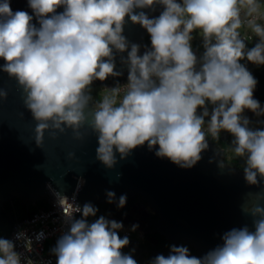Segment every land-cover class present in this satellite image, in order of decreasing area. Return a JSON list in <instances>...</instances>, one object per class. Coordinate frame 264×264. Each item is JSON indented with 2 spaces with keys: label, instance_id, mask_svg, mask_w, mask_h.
Here are the masks:
<instances>
[{
  "label": "clouds",
  "instance_id": "9594fccd",
  "mask_svg": "<svg viewBox=\"0 0 264 264\" xmlns=\"http://www.w3.org/2000/svg\"><path fill=\"white\" fill-rule=\"evenodd\" d=\"M157 3L163 11L156 18L134 11ZM28 7L33 15L13 13L9 0L0 3V60L2 70L26 93L38 146L46 131L71 128L80 138L79 129L87 121L97 136V159L105 167L114 166L117 153L123 158L147 143L149 149L157 148V157L191 168L208 148V134L219 140L226 132L233 137L234 157L244 160L246 183L264 179V128L249 127L242 115L245 110L264 115V108L254 99L257 80L240 63L264 65V24L259 22L264 20V0H28ZM60 7L63 11L57 13ZM125 17L150 37V50L143 55H138L139 45L129 50L122 35ZM242 28L257 38L250 49ZM194 31L203 42L199 59L191 46ZM113 50L128 52L127 84L104 89L111 95L99 96L86 116L93 81L120 75L114 71ZM121 88L126 91L117 100ZM114 196L107 193L109 203ZM57 198L69 228L51 250L56 264H137L122 252L130 241L118 235L121 222L100 216L89 223L98 209L91 204L74 207L59 194ZM125 203L122 195L117 206ZM249 211L254 231L230 230L222 245L203 257L173 245L169 255L159 254L150 264H264V207L254 205ZM74 213L81 218L74 219ZM15 239L31 249L24 232ZM0 264L34 262L22 258L13 240L0 238Z\"/></svg>",
  "mask_w": 264,
  "mask_h": 264
},
{
  "label": "water",
  "instance_id": "95a60500",
  "mask_svg": "<svg viewBox=\"0 0 264 264\" xmlns=\"http://www.w3.org/2000/svg\"><path fill=\"white\" fill-rule=\"evenodd\" d=\"M9 4L13 13L25 11L33 15L28 0H9ZM62 11L63 7L57 9V13ZM134 11L156 18L163 7L157 3ZM32 24L39 27L35 16ZM146 33L139 24L125 17L122 35L129 50L133 44L139 45L138 55L150 50L144 43ZM256 43L257 40L251 47ZM193 52L197 55L196 48ZM127 56V51L113 50L114 71L120 75L108 78L120 79L121 83L127 81ZM241 64L249 69L252 63L243 60ZM3 65L4 61L0 60V94H3L0 95V212L15 198L32 205L40 199L47 200L48 208L35 214L53 210L54 197L59 194L71 199L69 196L78 182L74 207L105 203L117 206L122 195L126 196V206L132 199L140 198L146 206H140L142 213L137 216V222L117 221L123 225L118 234L132 232V226L138 225L134 231L138 238H129L124 248L137 264H150L154 259L136 257L142 245L140 233L147 228L172 246L190 245L198 257L221 246L222 236L232 229L247 227L254 231V217L249 209L254 205L264 207V179L258 177L256 185H249L244 174L226 163L221 167L222 151L210 139L201 159L191 168L157 157V148L149 149L147 143L123 158L117 153L114 166L105 167L97 159V136L87 121L79 129L80 138L71 128L63 132L46 131L42 145L38 146L34 135L36 122L25 105L26 93L14 77L2 70ZM259 73L264 75V67ZM112 87L106 85L104 89ZM95 103L89 101L86 116ZM109 191L115 193L111 203L107 197ZM161 254L167 256L169 250Z\"/></svg>",
  "mask_w": 264,
  "mask_h": 264
},
{
  "label": "flooded vegetation",
  "instance_id": "af4514ba",
  "mask_svg": "<svg viewBox=\"0 0 264 264\" xmlns=\"http://www.w3.org/2000/svg\"><path fill=\"white\" fill-rule=\"evenodd\" d=\"M254 78L257 80V85L254 89V99L259 101L262 108H264V75L257 72V74H252ZM104 81H100L98 83H103ZM247 117L250 121L249 127L251 128H264V115H255L251 111L245 110L242 114ZM232 140V136L226 132L220 134L219 140L212 139V143L222 151L223 161L228 164L234 171L243 174L244 160L240 158H235L231 149L230 142ZM96 209H98V217L88 218L92 221H95L100 216L105 217L108 220L115 221H124L128 223L137 222V216L142 213L140 206H146V203L140 198L132 199L126 206L119 208L118 206H107L101 207V204L92 205ZM100 214V215H99ZM151 217H155L152 215ZM80 219V218H78ZM150 228L144 229L143 232L140 233L142 238V245L138 247L136 252L137 259L144 258L148 256L149 258H155L157 255L162 252L169 250L170 243L166 242L163 237L156 233H149ZM134 231L131 232V237L138 238V235H134ZM188 248L190 255L196 256L195 250L188 244H182Z\"/></svg>",
  "mask_w": 264,
  "mask_h": 264
},
{
  "label": "built area",
  "instance_id": "2783aa9c",
  "mask_svg": "<svg viewBox=\"0 0 264 264\" xmlns=\"http://www.w3.org/2000/svg\"><path fill=\"white\" fill-rule=\"evenodd\" d=\"M264 24V20L259 21ZM247 29V28H242ZM241 37L246 40V43H253L256 40L254 34L249 32V34H241ZM250 44V45H251ZM264 67V65L251 64L249 71L252 73L254 69L259 70ZM127 81L116 86L126 85ZM113 86V87H116ZM112 87V88H113ZM126 89L121 88L120 95L117 100L122 98ZM104 92V91H103ZM102 92V93H103ZM111 95V94H110ZM103 94H101V97ZM201 110L198 109V113ZM211 112V111H209ZM207 119L205 118V124H207ZM207 133V127H205ZM222 133V132H221ZM210 135V134H208ZM80 182L77 183L75 190L70 194L68 202L74 206V196L77 194ZM68 198V197H67ZM51 205L54 207L53 210L45 211L42 213L34 214L30 218L16 223L7 237L8 240H13L15 243L16 251L19 252L22 258L30 259L34 264H56V257L49 251V243L58 240L62 234L68 231L69 225L66 222L63 209L60 207L57 196L52 200ZM79 214L74 213L73 218L78 219ZM19 232H24L26 236L31 239V249L25 248V242L23 239L17 240L16 235ZM121 238L127 236L131 238V232H126L124 234H118ZM40 239H37V237Z\"/></svg>",
  "mask_w": 264,
  "mask_h": 264
},
{
  "label": "trees",
  "instance_id": "16d2710c",
  "mask_svg": "<svg viewBox=\"0 0 264 264\" xmlns=\"http://www.w3.org/2000/svg\"><path fill=\"white\" fill-rule=\"evenodd\" d=\"M144 43L150 46V37L147 33L144 38ZM257 72L258 70L256 68L252 71V74H257ZM119 84H121V80L116 78H107L101 84L98 83V81H93L92 85L90 86L89 94L92 100L98 102L99 96H101L106 85L116 86ZM207 139L212 140L213 138L211 135H208ZM109 205L110 204L105 203L101 204V207H107ZM48 206L49 202L45 199H40L35 205H32L31 203H25L18 198L13 199L11 202L7 203L0 212V238L7 239L16 223L30 218L33 214L39 212L40 210L47 209ZM94 217H98V213H96V216Z\"/></svg>",
  "mask_w": 264,
  "mask_h": 264
},
{
  "label": "rangeland",
  "instance_id": "374dc122",
  "mask_svg": "<svg viewBox=\"0 0 264 264\" xmlns=\"http://www.w3.org/2000/svg\"><path fill=\"white\" fill-rule=\"evenodd\" d=\"M241 34L244 35V34H249V32H251L249 29H241ZM192 40H191V46H192V49L196 48L200 51L201 55L203 53V42H202V37L198 34V32H193L192 33ZM246 47L247 48H250V43H246ZM242 62V60L240 61V63ZM103 95H110L111 93H108V92H103L102 93ZM212 107L213 106H209V108L212 110ZM223 133V132H222ZM232 140H233V137H232ZM232 140L231 142L229 143L231 145L232 143ZM88 222L91 223L93 222L92 220L88 219ZM135 236H137L138 234L135 232L134 233ZM56 243H57V240H55L54 242H50L49 243V251L51 252V250L56 246ZM122 252L127 254L126 251L124 249H122ZM52 253V252H51Z\"/></svg>",
  "mask_w": 264,
  "mask_h": 264
},
{
  "label": "crops",
  "instance_id": "0c3cea01",
  "mask_svg": "<svg viewBox=\"0 0 264 264\" xmlns=\"http://www.w3.org/2000/svg\"><path fill=\"white\" fill-rule=\"evenodd\" d=\"M256 41V40H255ZM251 44V43H250ZM252 45V44H251ZM251 45H250V47H251ZM250 49V48H249ZM201 56V53H200V51L197 49V57H198V59H199V57ZM243 61V60H242ZM242 63V62H241ZM209 106H212V105H207V107H208V110L209 111H211V109L209 108ZM54 255V254H53ZM55 256V255H54ZM56 257V256H55Z\"/></svg>",
  "mask_w": 264,
  "mask_h": 264
}]
</instances>
